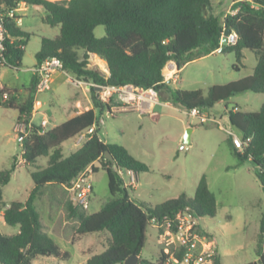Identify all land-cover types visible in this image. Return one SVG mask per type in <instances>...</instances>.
I'll return each mask as SVG.
<instances>
[{
	"label": "trees",
	"instance_id": "trees-1",
	"mask_svg": "<svg viewBox=\"0 0 264 264\" xmlns=\"http://www.w3.org/2000/svg\"><path fill=\"white\" fill-rule=\"evenodd\" d=\"M3 1L12 9L25 4L46 11L44 22L51 28H58L59 34L54 38H41L36 62L39 65L56 57L63 63L66 74L76 81L91 84L89 91L97 113L89 109L43 133L39 126L30 127L29 133L20 141L24 162L34 165L40 157H48V165L31 174L34 187L25 202L14 201L7 206L3 200V188L9 184L16 163L0 171V212L3 211L4 223L18 229L13 235L0 231V264H32L38 256L69 258V253L62 251L45 231L34 201L45 186H67L89 166L93 173L99 168L106 172L111 198L92 214L66 202V217L78 222L74 232L77 238L107 232L109 241L103 253L90 257L84 264H124L133 255L139 257L138 264H152L140 257L147 227L152 221L162 227L184 213L195 221L214 218L216 198L204 176L198 182L194 198L181 194L151 205L133 200L123 180L112 169L117 165L139 174L149 172V166L135 159L125 147L104 143L98 136V129L67 157H63L61 146L89 128L105 109H109L101 101L96 86L132 85L142 90L152 89L162 101L186 112L209 109L236 95L264 93V0H236L238 5L234 9L238 12L226 14L222 20L207 14L211 0ZM98 26L105 28L102 38H96L94 34ZM7 29L10 38L6 42L7 67L19 68L23 47L32 34L21 30L14 20L7 21ZM226 29L235 32L238 39L235 45H226L222 52H234L240 61L245 50L251 51L258 59L254 73L225 85L211 86L206 95L200 90L171 89L163 75L167 73L166 65L174 62L180 70L195 59V51L204 49L209 54L219 50L221 35ZM92 54L106 63L108 75L89 68ZM36 88L37 81L24 102L14 104L9 100L4 104L18 111V122L29 124ZM228 115L231 126L239 131L244 143L239 151L231 141L233 154L239 163L249 161L255 166L264 194V103L258 112H228ZM247 139H250L248 143ZM106 152L112 161L105 158ZM258 237L260 244L264 238V213ZM181 256V251L176 254V258ZM165 258L161 251L157 264H164ZM214 264H220L217 256ZM248 264H264V257Z\"/></svg>",
	"mask_w": 264,
	"mask_h": 264
},
{
	"label": "rangeland",
	"instance_id": "rangeland-1",
	"mask_svg": "<svg viewBox=\"0 0 264 264\" xmlns=\"http://www.w3.org/2000/svg\"><path fill=\"white\" fill-rule=\"evenodd\" d=\"M215 3L228 4L237 1L211 0L207 14H213L222 20V12L218 13L214 8ZM45 15L46 11L42 7L29 5L18 12L21 18L19 25L33 36L24 47L21 69H1L2 81L6 84L17 89H21V86L28 89L31 86L32 74L25 71V68L30 69L36 65L35 55L40 50L41 38H54V34L59 32L58 28H51L44 22ZM94 34L96 38L104 37L105 28L96 27ZM194 53L198 59L188 63L180 71L177 81L170 84L171 89L200 90L206 95L211 86L225 85L252 75L258 63L257 57L249 50L243 52L240 61L230 51H217L207 55V51L201 49ZM89 68L106 75L108 72L106 63L92 55L89 56ZM166 71L168 73V67ZM62 81V92L52 87L38 97L46 102L44 108L49 111L46 116L50 123L45 131L58 122L63 111L71 109V101L85 99L84 91L89 100L91 99L84 82L76 83L70 75L64 76ZM263 103L264 93L236 95L205 109L203 113L208 118L205 123L190 118L186 111L173 107L161 108L158 118L139 113L133 107H129L127 112L118 111L112 114L105 113V109L99 116L104 121L103 125L98 126L99 138L109 144L125 147L135 159L150 168L149 172L138 174L135 191L134 187L127 188L133 200L158 205L181 194L194 198L198 182L202 176L206 178L208 188L216 198V215L214 218L206 217L196 221L193 229L200 237L197 242L198 252L201 253L203 249L207 251L204 260L208 264H214L216 256L220 264H248L264 257V238L259 244L258 237L264 213L262 186L255 174V166L249 161L239 163L233 154L232 135L240 139L241 135L231 126L228 115V112H258ZM80 108L86 109L83 101ZM17 115V111L0 106V171L9 169L16 163V170L9 184L3 188L5 204L25 202L34 187L31 174L48 165V157H40L34 165L20 163L23 159L22 149L19 147L20 141L14 140V136L19 139L21 133L13 131ZM34 121L40 124V114L35 115ZM187 129H191L190 142L185 145ZM75 142L71 139L64 143L63 157L69 156L84 144L76 145ZM96 165L99 166L98 163ZM91 182L93 194L88 214L98 212L111 198L104 170L99 168L98 172L92 173ZM37 197L39 201H36V208L41 220H45L52 227H46L52 233L51 238L62 251L69 253V258L61 260L53 256H38L34 264H84L90 257L106 250L109 241L107 232L82 238L75 236L78 222L66 217L65 205L69 200L65 186L47 185ZM182 223H187L185 213L182 214ZM13 229L2 223L0 217V231L3 234H9ZM168 231L167 225L159 227L154 221L150 223L140 254L142 260L157 264L159 254L164 252V248L175 249V243L166 234Z\"/></svg>",
	"mask_w": 264,
	"mask_h": 264
},
{
	"label": "built area",
	"instance_id": "built-area-1",
	"mask_svg": "<svg viewBox=\"0 0 264 264\" xmlns=\"http://www.w3.org/2000/svg\"><path fill=\"white\" fill-rule=\"evenodd\" d=\"M238 9H232L227 14L235 15ZM8 20H17L15 15V9L9 8L7 4L0 0V68L7 67L9 64L5 57L6 54V42L10 39L7 29ZM18 21V20H17ZM223 37V33L220 39ZM237 35L235 32L231 31L226 38V45H235L237 43ZM63 71V63L60 59L53 57L45 60L41 64L34 68V73L37 76V93H43L50 90V83L54 73ZM80 83V82H78ZM89 86H92L89 84ZM98 87V86H96ZM102 91L99 92L100 99L105 101L112 93L120 92L123 94V101L126 106L133 107L135 110L143 113H150V111L160 104L159 96L152 90H142L132 85H125L123 87H101ZM11 98V94L5 87L0 83V102L6 103ZM39 104V103H38ZM40 108V106H39ZM38 108V109H39ZM187 115L193 119H199L201 123L207 121V116L199 109H192L187 111ZM103 120H96L94 123L84 131L80 132L75 136V143L79 145L85 143L89 136L92 135L99 125H103ZM49 125V120L44 118L41 120L39 127L42 129L41 133L45 131V128ZM30 127L21 121L16 126V132L21 133V135H27L29 133ZM232 144L237 149L243 148V141L236 135H232ZM250 139H247V143ZM23 154V153H22ZM24 162V159L20 160V163ZM112 169L117 173V175L123 180V185L125 188L135 187L138 183V174L133 170L124 169L120 166L113 165ZM92 166L87 167L83 172H81L69 185L65 186L68 193V200L74 206L82 210L88 211L90 206V201L93 193V185L91 182ZM3 215V211L0 212V216ZM187 223H182V214L176 216L173 223H167L169 231L166 233L171 237L173 243H175V249L170 250L164 248V254L166 258L164 264H208L204 260V254L207 251L203 249L201 253L198 252L197 242L200 237L194 232L193 225L196 221L188 214ZM3 217V216H2ZM182 252L181 258H176L178 252Z\"/></svg>",
	"mask_w": 264,
	"mask_h": 264
},
{
	"label": "crops",
	"instance_id": "crops-1",
	"mask_svg": "<svg viewBox=\"0 0 264 264\" xmlns=\"http://www.w3.org/2000/svg\"><path fill=\"white\" fill-rule=\"evenodd\" d=\"M238 5V3H228V4H226V3H215V9L218 11V13H221L222 12V19L224 18V16L229 12V11H231L232 9H234V7L235 6H237ZM21 6L23 7V8H21ZM25 6H28V5H25V4H19L18 5V7L15 9V15H16V19L18 20H14L15 21V23H16V25L21 29V30H23L24 32H26L24 29H22V27L19 25V23L21 22V18L18 16V12H20L21 10H25ZM33 7H35V6H33ZM225 11V13H223ZM46 16V15H45ZM45 16H44V18H45ZM59 31V30H58ZM31 34V33H30ZM58 34H59V32H58ZM58 34H54V36L53 37H55V36H57ZM32 36H33V34H32ZM23 49H24V47H23ZM217 51L218 50H216V51H213V52H211V53H209V54H207V55H210V54H215V53H217ZM199 53V52H198ZM196 53H194L193 55H194V57H195V59L194 60H192V61H190V62H188V63H191V62H193V61H195V60H197L198 58H197V56L195 55ZM92 56H94V57H96V58H98L96 55H93L92 54ZM23 59V58H22ZM187 63V64H188ZM187 64H185L180 70H178L177 69V67H176V65H175V63L174 62H169L167 65H166V67H165V69L168 67V73H167V75H165V73H163V75H164V78H165V81L167 82V81H170V83L168 84L169 86H170V84H172V83H174V82H176L177 81V79H178V75H179V73H180V71L187 65ZM38 64H37V62H36V65L34 66V67H32V68H30V69H28V68H25V71H29L31 74H32V80H31V86L28 88V89H25L23 86H21L22 88L21 89H17L15 86H11V85H8V84H6L5 82H3L2 81V77H1V69L2 68H8V69H11V70H15V71H18V70H20L21 69V67H22V61H21V67H19V68H11V67H1L0 68V83L5 87V89H7L8 91H9V93L11 94V98H10V102H13L14 104H19V103H22V102H24L26 99H27V97H29V95L31 94V90L32 89H34V83H35V81H37V76H36V74L34 73V68L37 66ZM23 69V68H22ZM109 73L107 72V75H108ZM66 75H68V74H66V73H62V72H56V73H54L53 74V76H52V79H51V83H50V90H51V88L52 87H56V88H58L59 90H60V85L62 84V79H63V77L64 76H66ZM175 76V77H174ZM64 81H67V80H64ZM76 81V80H75ZM79 81H76V83H78ZM82 82H80V84H81ZM87 86L85 87V90H87V92H90L89 91V88H88V86H89V84H86ZM60 92H62V90H60ZM42 93H34L32 96H33V99H34V101H33V106H32V112H31V119H30V122H29V124H28V126L29 127H31L32 125H35V126H39L40 124H37L35 121H34V117H35V115L36 114H40V116H41V120L42 119H44V118H47V116H46V113H47V111L48 110H45V103L46 102H44V100H39V96L41 95ZM91 94V93H90ZM84 98L86 99H84V100H74V101H71V102H73V105H72V107H71V109L70 110H67V111H63V113H61V116L60 117H58V122L53 126V127H55V126H57V125H59V124H61V123H63V122H65V121H67V120H69V119H71V118H73V117H75L76 115H78V114H80V113H82V112H84V111H87V110H89V109H94V111H95V113H97V110L94 108V105H93V102H92V98L89 100V98H88V96H87V93L84 91ZM81 101H83V103L86 105V109L85 110H82L81 108H80V103H81ZM102 101V100H101ZM159 101H160V104L159 105H156L151 111H150V113H143V112H139V111H137V110H135V111H137V112H139V113H142V114H147V115H150L152 118L154 117H156V118H158L161 114H160V110H161V108H163V107H173V108H177V107H175V106H173L170 102H168V101H162V100H160V97H159ZM105 105H108V107H109V109H106L105 110V113H107V112H109V113H115V112H118V111H121V112H127V109L129 108V106H126V104H125V102L123 101V94L122 93H120V92H117V93H112L109 97H107V99L105 100V101H102ZM39 103V104H38ZM0 106H4L5 108H8V107H6L5 105H4V103L3 102H0ZM39 106H40V108H39ZM39 108V109H38ZM9 109H12V110H14V111H17L16 109H14V108H9ZM202 112H204V110H201ZM18 112V111H17ZM49 112V111H48ZM187 113V112H186ZM18 115H19V113H18ZM18 115H17V117H16V121H15V125H14V129H13V131L15 132L16 131V124H18L19 122L17 121V119H18ZM52 116V115H51ZM53 117V116H52ZM48 119V118H47ZM41 122V121H40ZM49 123H50V121H49ZM53 127H51V128H53ZM51 128H49V129H51ZM16 133V132H15ZM21 135V134H20ZM26 135H24L23 137H25ZM14 140H16V141H21V139L19 138H17L16 136H14ZM71 140V139H70ZM72 140L73 141H75V137L74 138H72ZM69 141V140H68ZM104 143H107V142H105V141H103ZM65 143V142H64ZM64 143L62 144V146L61 147H63V145H64ZM19 147H20V149H22L21 148V144H20V142H19ZM76 151V150H75ZM22 153H23V151H22ZM137 189V185L134 187V191ZM93 194V193H92ZM39 201V197H37L36 199H35V201H34V205H35V208H36V201ZM7 206L9 205V204H6ZM38 207H39V203H38ZM36 210H37V208H36ZM38 211V210H37ZM1 217V221H2V223H4V220H3V217L2 216H0ZM43 222V224L45 225V231L48 233V235L51 237V235H52V233L50 232V230H48L47 228H49V229H51L52 227L44 220V221H42ZM47 227V228H46ZM47 229V230H46ZM18 232V229L17 228H14L13 229V232H11V233H9L8 235H13V234H16ZM80 240V239H79ZM79 240H77V241H79ZM76 241V242H77ZM75 243V242H74ZM37 258L38 257H36L33 261H32V264H34L35 263V261L37 260Z\"/></svg>",
	"mask_w": 264,
	"mask_h": 264
},
{
	"label": "water",
	"instance_id": "water-1",
	"mask_svg": "<svg viewBox=\"0 0 264 264\" xmlns=\"http://www.w3.org/2000/svg\"><path fill=\"white\" fill-rule=\"evenodd\" d=\"M230 32H231V31L228 30V29H226V30L223 32V37H222V40H221V47H220V49L218 50L219 52H222L223 49L225 48V46H226V38H227V36L230 34ZM167 83L169 84L170 81H167ZM88 88H90V86H88ZM96 91L99 93V92L102 91V88H101V87H96ZM190 133H191V129H187L186 134H185V136H184V144H185V145H188L189 142H190ZM23 136H24L23 134L20 135V139H22ZM105 158H106V159H109L110 161H112V157L110 156V154H109L108 152H106V154H105ZM138 258H139L138 256L133 255V256L129 257V258L124 262V264H138Z\"/></svg>",
	"mask_w": 264,
	"mask_h": 264
}]
</instances>
